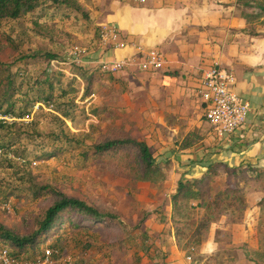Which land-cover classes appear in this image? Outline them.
I'll return each instance as SVG.
<instances>
[{
	"label": "rangeland",
	"instance_id": "1",
	"mask_svg": "<svg viewBox=\"0 0 264 264\" xmlns=\"http://www.w3.org/2000/svg\"><path fill=\"white\" fill-rule=\"evenodd\" d=\"M45 9L44 5L21 19L0 21V89L5 66L13 76L18 71L24 72L23 76L17 73L19 76L15 77V112L10 113L18 117L27 98L30 110L31 104L40 94L42 98L44 91H52V102H55L54 107L35 103L30 115L25 116L30 117L29 121H14L0 128L1 143L11 145L8 152L15 158L26 160L21 163L15 158H0V224L19 235L36 231L45 211L55 200L51 192L40 191L41 187L49 185L97 207L101 212L119 216L112 225L97 222L90 223L91 227L77 228L65 224L56 236L41 244V249L50 243L58 247L59 254L53 258V264H142L143 256L158 254L163 247L160 239L168 241L172 233L168 225L171 197L179 181L195 178L186 176L190 170L178 165V159L173 157L179 151L177 145L188 134L190 122L202 140L214 130L199 109L198 112H188V124L185 118H181L180 130L172 131L167 117L165 125L160 121L161 117L151 111L152 104L146 96L139 94V100H130L131 93H127L132 89L128 85L125 89L122 85L125 79L121 75L128 69L114 75L101 70L100 63L109 49L100 42L99 27L72 11L71 14L63 10L55 13ZM73 48L82 50L80 63L71 62L69 53ZM49 66L55 69L52 89L47 88L49 84H44ZM88 86L93 94L84 98ZM62 92H66L63 98ZM60 102L68 107L73 119L65 120L57 115ZM3 108L4 112L0 113L5 114L8 107L4 105ZM177 121L175 118L174 123H180ZM106 136H130L145 141L163 170V179L142 181V174L138 171L139 159L132 148L107 154L94 153L91 144ZM216 162L221 161L212 163ZM227 177L221 175L214 185L224 188L226 181L231 183ZM239 184L246 196V211L250 212L256 206L259 209L264 199V177L240 181ZM246 211L239 223L253 219V215L245 217ZM204 214L205 210L198 208L189 218L199 221ZM237 219L240 215L229 211L220 220L233 224ZM254 220L258 238L262 240L261 249H264V212ZM186 222L181 219L179 227H184ZM184 228L186 234L191 232L190 227ZM225 232L216 233V240L220 242L219 253L227 254L228 259L238 253L245 254L248 259L263 258L256 255L248 244L231 245V233ZM185 241L186 238L181 247ZM199 250L185 251L192 264L201 263ZM159 254L163 257L165 253L161 251ZM162 264H165L164 260Z\"/></svg>",
	"mask_w": 264,
	"mask_h": 264
},
{
	"label": "crops",
	"instance_id": "2",
	"mask_svg": "<svg viewBox=\"0 0 264 264\" xmlns=\"http://www.w3.org/2000/svg\"><path fill=\"white\" fill-rule=\"evenodd\" d=\"M237 1L147 0L141 5L134 0H80L91 12L95 26L113 23L128 42H136L145 49L157 48L165 54L166 65L162 70L145 72L137 64L133 65L121 74L128 83L122 80V85L132 89L127 93H131L132 101L139 100V94L146 96L152 104L151 111L156 112L165 125L170 122L169 128L174 132L180 130L181 118L188 124V112L205 110L198 95L204 70L213 62H219L234 72L236 93L250 103L247 123L228 138H219L213 132L192 148L180 150L177 145L179 151L173 157L178 159V165L190 170L186 173L189 177L201 175L215 161L229 166L247 163L264 167V26L254 24L260 35L251 34L252 25L241 15ZM135 52L131 46L116 51L110 49L104 59L131 57ZM175 118L180 123L175 124ZM194 127L190 122L188 133ZM193 170L197 173L193 174ZM259 209L256 206L246 211L245 217L253 215V219L242 223L224 220L213 223L200 246L202 261L199 264H220V261L264 264V249H261L254 220L260 215ZM217 231H230L231 245L248 244L263 258L248 259L238 253L228 259L227 254L219 253ZM159 253L143 256L142 264H162L163 260L165 264H192L185 251L177 247L174 237L169 238L166 257Z\"/></svg>",
	"mask_w": 264,
	"mask_h": 264
},
{
	"label": "trees",
	"instance_id": "3",
	"mask_svg": "<svg viewBox=\"0 0 264 264\" xmlns=\"http://www.w3.org/2000/svg\"><path fill=\"white\" fill-rule=\"evenodd\" d=\"M44 5L47 7V9H45L46 12L55 11V13H58L63 10L71 14L72 11L76 13V15H80L84 20L90 23L92 21L91 12L80 0H0V21L21 19L28 14L34 13L39 7H43ZM237 5L241 11V15L252 25L250 29L251 34L260 35V33L256 31L254 24L264 26V0H238ZM36 25L39 27L38 22H36ZM51 69L50 66L47 68V76L44 78V84H49L47 87L49 89L53 88L52 72L55 71V69ZM4 71L5 76L1 84L0 93L5 95H0V112H4V105L8 107L5 113L15 112V104L13 101L14 94L17 92L15 77L19 75L23 76L24 72L18 71L17 73L19 75L16 73L13 76V72H11L8 66H5ZM89 79L91 82L92 77ZM36 81H38V84H41L39 80ZM65 94L66 92H62L61 98L65 97ZM92 94L90 86H88L83 93V97L86 98ZM42 96L41 98L40 94L36 98L35 103L42 102L43 104L54 107L55 102L54 104L52 102V91H44L42 92ZM28 100L29 98L25 100L24 108L20 110L18 117L23 118L29 116L32 112V107L35 103L33 102L30 106V110H28ZM63 103L64 102H60L58 104V110H56L57 115H60L65 120L73 119L70 110L68 107L66 108ZM3 126L4 124L0 123V128ZM200 140H202V137L199 136L197 132H189L179 143V149L192 148L197 145ZM1 145L6 151H8L11 146L10 144L3 145L2 143ZM90 148L94 153L98 154H107L121 150L127 151L132 148L134 149L135 157L139 159L138 171L142 174L141 180L158 182L163 179V170L156 163L151 147L145 141L130 136H106L96 140L95 143L91 144ZM221 175L228 176L227 178L231 181L232 185L231 183L227 184L226 181V183H224V188L223 186H215L214 183L221 179ZM263 177L264 167L257 168L247 163H242L238 166H229L223 162H216L210 164L200 177L181 179L178 183L177 190L171 197V226H169V229L170 232L172 230V233H170L169 236L175 238L176 245L180 250L186 251L187 253L195 252L204 242L205 234L210 230L211 225L217 223L226 213L232 211V213L240 215V219L233 221V223H239L244 217L248 205L245 193L239 182L261 179ZM42 190L54 194L55 200L45 211L37 230L27 235H19L0 224V249L8 248L14 256L35 260L42 255L41 244L45 243L53 236H56L65 224H70L72 227L84 228L91 227L90 223L94 224L100 222L112 225L116 224L115 222L119 220L117 214L101 212L97 207L78 198L67 196L49 185L41 187L40 191L42 192ZM261 201L259 216L264 212V199ZM195 202L196 204H194ZM198 208L205 210L202 219L196 221L189 218L190 214ZM146 218L145 216V219ZM181 219L187 221L184 223V227H190L191 232L189 234H186V229L184 227H179ZM225 233L228 232L226 231ZM184 238H186V241L183 247H181ZM259 241L261 244V238H259ZM162 244L163 247H167L165 250L162 247L161 250L165 253V258L166 254H168L169 239L167 241L166 238H164ZM47 245L58 249L54 244L50 243ZM30 252H32V256L28 255Z\"/></svg>",
	"mask_w": 264,
	"mask_h": 264
},
{
	"label": "built area",
	"instance_id": "4",
	"mask_svg": "<svg viewBox=\"0 0 264 264\" xmlns=\"http://www.w3.org/2000/svg\"><path fill=\"white\" fill-rule=\"evenodd\" d=\"M143 5L147 0H134ZM99 39L105 49L113 51L131 46L135 49L134 55L126 58L104 59L100 63L105 73L116 74L122 70L138 65L145 72L162 70L166 65L165 54L157 49H145L136 42L123 39L119 28L113 23H102L99 26ZM82 50L73 48L69 57L72 63H80ZM236 76L234 72L219 62H213L203 72L198 95L205 110L204 117L219 138H228L235 135L246 123L250 113V103L235 91ZM29 121L30 117L18 118L12 113H0V123L8 124L14 121ZM15 156L6 151L0 143V158ZM21 163L26 160L15 158ZM36 164V162H34ZM59 249L52 247L42 248V255L35 260L14 256L8 248L0 249V264H53L54 257H58ZM188 260L191 257L188 256Z\"/></svg>",
	"mask_w": 264,
	"mask_h": 264
}]
</instances>
